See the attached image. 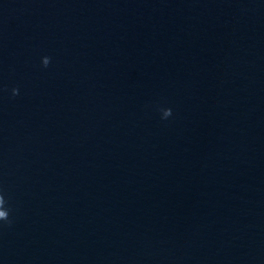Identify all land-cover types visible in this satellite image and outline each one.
<instances>
[{
    "label": "water",
    "instance_id": "water-1",
    "mask_svg": "<svg viewBox=\"0 0 264 264\" xmlns=\"http://www.w3.org/2000/svg\"><path fill=\"white\" fill-rule=\"evenodd\" d=\"M0 196V264H264V0H0Z\"/></svg>",
    "mask_w": 264,
    "mask_h": 264
},
{
    "label": "clouds",
    "instance_id": "clouds-1",
    "mask_svg": "<svg viewBox=\"0 0 264 264\" xmlns=\"http://www.w3.org/2000/svg\"><path fill=\"white\" fill-rule=\"evenodd\" d=\"M50 62V59L48 57H43L41 60V63L44 67H47ZM13 96L18 94V89H12ZM166 116L164 118L168 117L171 114L170 109H165ZM5 200L3 196H0V220L7 221L8 220V211L4 208Z\"/></svg>",
    "mask_w": 264,
    "mask_h": 264
}]
</instances>
